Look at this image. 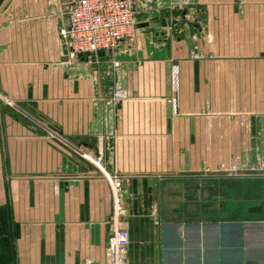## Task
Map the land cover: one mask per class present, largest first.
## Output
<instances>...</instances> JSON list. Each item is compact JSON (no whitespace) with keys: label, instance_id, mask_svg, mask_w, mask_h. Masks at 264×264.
<instances>
[{"label":"crops","instance_id":"crops-1","mask_svg":"<svg viewBox=\"0 0 264 264\" xmlns=\"http://www.w3.org/2000/svg\"><path fill=\"white\" fill-rule=\"evenodd\" d=\"M134 1L103 61L0 3V264H110L118 180L126 264H264V0Z\"/></svg>","mask_w":264,"mask_h":264},{"label":"built area","instance_id":"built-area-1","mask_svg":"<svg viewBox=\"0 0 264 264\" xmlns=\"http://www.w3.org/2000/svg\"><path fill=\"white\" fill-rule=\"evenodd\" d=\"M137 8L134 0H69L66 16L58 27V33L66 46L69 59L80 56L96 60L106 56L121 44L134 41L137 30ZM102 54V55H101ZM116 66L117 62H113ZM117 95H124L121 90ZM89 161L101 164V157L93 152H84ZM258 170L264 172V163ZM239 171L232 166L227 172ZM113 210L110 215L107 250L110 264H126L129 233L118 225L123 214L121 207V182L112 183Z\"/></svg>","mask_w":264,"mask_h":264},{"label":"water","instance_id":"water-1","mask_svg":"<svg viewBox=\"0 0 264 264\" xmlns=\"http://www.w3.org/2000/svg\"><path fill=\"white\" fill-rule=\"evenodd\" d=\"M2 2V0H0V3ZM102 55V54H101ZM100 60H104V56L102 55V56H100Z\"/></svg>","mask_w":264,"mask_h":264}]
</instances>
